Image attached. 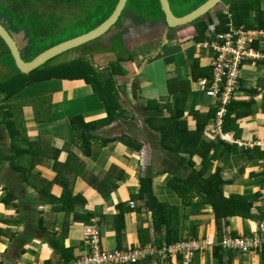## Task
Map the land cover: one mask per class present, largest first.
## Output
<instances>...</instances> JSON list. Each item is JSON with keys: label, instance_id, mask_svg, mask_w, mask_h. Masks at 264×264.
<instances>
[{"label": "crops", "instance_id": "crops-1", "mask_svg": "<svg viewBox=\"0 0 264 264\" xmlns=\"http://www.w3.org/2000/svg\"><path fill=\"white\" fill-rule=\"evenodd\" d=\"M215 13L211 15L214 16ZM129 18L134 25L127 24ZM216 20L218 19L215 18L214 22ZM163 24L146 25V22L136 24L129 15L122 20L120 26H115L106 35L92 41L96 48L98 45L100 47V44L103 45L102 49L93 51L98 58L105 55L113 56L115 53L110 49V41L119 32L124 44L125 51H123L135 53L139 49L141 60L135 57L136 61L123 64L127 75L124 78H117L123 110L114 123L92 131L91 136L94 139L90 140L91 144L79 143V139L82 138L81 131L80 136L77 133L74 137L75 141H70L69 145L67 143L69 139L66 136V128L70 126L68 123L71 118L80 117L85 124L107 118L104 106L98 102L91 88L81 81L66 82L53 79L37 83L32 85L39 86L35 89L36 93H27L30 88L28 87L15 96L13 102H10L8 107L14 108L25 126L23 135L27 143L19 144L22 151H15L18 159L12 160L8 157L12 154V142L0 111V264H52L63 261L44 242V239L52 233L57 234L65 221L64 212L53 211L51 204L45 202L49 195L59 201L66 199L68 193L72 196L84 197L85 206L77 205L76 210L93 214L91 220H97L101 234L103 235L105 231L107 235L104 240L102 236V246L110 250L117 248L113 220L114 215L117 214L116 206L127 203L134 212L126 214V230L121 239V247L130 249L154 246L156 235L153 229L152 213L143 207L139 212L137 209L143 205V202L132 201L131 196L139 191L140 177L150 172L156 197L162 202H169L174 207L181 206L177 194L168 187V181L171 175L182 176L185 171L184 167H175L178 161L172 154L161 149L158 136L147 126L146 107L148 100L151 99L142 89L140 79H137L144 68L153 63L145 59V50L140 48L157 40H165L166 45L168 36L172 35V31L165 29ZM141 25H144L145 34L139 39L133 35L132 27L140 28ZM190 31V33L176 31V36L184 41L188 38L194 39L196 32L193 28ZM171 50L173 53L166 52L168 58L181 52L179 47H172ZM198 51L200 54L197 58L207 61L209 66L201 68L210 70L213 63L212 53ZM247 63L245 68H243L244 65L242 66L244 71H241L240 90L232 102L240 108L233 110L228 119L230 130L224 132L229 135L231 141L224 142L215 136L214 118L208 123L205 137L210 141L218 140L225 144L218 145L217 158L210 165L211 172L218 167L222 169L223 177L228 181V184L224 186L225 195H248L247 197L253 201L254 215H258V209L262 206L259 190L264 182V174H262L264 161L250 156L258 155V152H255L256 149L264 151L260 147H253L256 142L264 143V62ZM151 87L156 89L155 87L158 86ZM187 92L190 95L189 86ZM201 92L192 87L193 95L186 105L183 120L189 132L196 131L195 119L189 115L191 111H197L201 115L209 114L208 109L199 107L200 103H204L201 101L204 93ZM59 93L62 96L64 93L67 94L66 98H63L64 102L57 99ZM198 94L201 95L199 102L196 101ZM165 95L160 94L154 97L159 99L160 104L172 102L168 88L167 96ZM94 98L99 107L91 106ZM39 101L41 103L38 108L46 110L47 113L43 118L35 116L33 104ZM76 103L79 104L76 105ZM1 105L3 106L4 103L0 97ZM71 106L88 110L89 115L87 117L85 115L70 116L73 112V110L69 111L73 109ZM165 116L169 115L165 114ZM119 139H123L126 143ZM23 150L27 152L24 153ZM247 150L251 151L247 153ZM194 161L196 166L200 167L202 159L195 156ZM22 164L27 167L33 165L30 173L25 175V179L21 177L20 169L16 168ZM89 181H94L104 193L108 188L115 187V189H112L109 196L103 197L95 186L88 183ZM188 209L182 229L183 240L208 239L211 241L210 246L195 255L194 264H217L212 257V247L217 244L218 233L211 208L197 205ZM73 216L70 214L67 217L69 229L63 244L64 247L73 249L76 260L89 251L84 229L91 220L88 224L75 222ZM226 225L225 233L231 237L233 232L243 237L264 235V220L232 217L228 218ZM141 227H143L142 237L145 242L143 246L138 235V228ZM193 235H195L194 238ZM260 249H253L249 254L231 250L232 255H227L224 261L231 264H261ZM35 255L38 259L34 258ZM154 264H181V259L170 257L167 261L159 258Z\"/></svg>", "mask_w": 264, "mask_h": 264}, {"label": "trees", "instance_id": "trees-1", "mask_svg": "<svg viewBox=\"0 0 264 264\" xmlns=\"http://www.w3.org/2000/svg\"><path fill=\"white\" fill-rule=\"evenodd\" d=\"M88 3H85V2ZM207 0H199V4L189 10L187 13L200 7ZM228 7V13L223 10L216 11L215 15L208 14L207 17L198 18L191 25L195 27L196 36L194 42L196 44L203 43L207 39L209 25L217 18L221 26L219 31L226 28L228 22H232L236 27H245L247 29H264V0H222ZM118 0H0V22L14 37L24 31L25 36L29 38L28 45L22 51L27 55L23 59L31 61L47 49L60 44L66 40L83 35L103 23L114 11ZM45 6L52 8V21L58 20L62 13L66 10L73 11V15L77 16V26L82 27L80 32L70 35L62 40L53 41L51 44L46 43L44 21H46ZM172 7V6H171ZM60 12V13H58ZM174 13V12H173ZM184 13L183 15H186ZM49 14V15H50ZM129 15L132 16L136 24L149 22L150 24L164 23L165 15L162 11L159 0H128L125 10L116 22V26H120L122 20ZM231 15V17H229ZM50 17V16H48ZM179 17V16H178ZM183 17V16H181ZM180 18V17H179ZM49 21V20H47ZM54 30V28H53ZM112 30V29H111ZM173 31V30H172ZM55 33V31H53ZM173 35L168 36L170 40ZM98 40V39H97ZM94 41V40H93ZM121 36H114L110 41V49L117 54V59L105 69L94 67L90 60L77 57L62 64L50 65L54 59L47 61L41 67L31 71L30 73H21L15 64V59L12 52L3 38L0 36V52L1 55L9 54V60L4 59L1 62L10 69H15L13 76L5 81L0 82V97L4 105L0 106L2 118L6 129L9 132L12 142V154L9 159H18L15 151H22L19 144L27 143L24 134V124L21 121V116L15 112L14 108L8 107L10 102H13L15 96L21 94L26 88L37 83L46 82L53 79L66 82L81 81L86 86L90 87L93 95L104 106L107 118L98 122L85 124L80 117L71 118L69 125L75 133L81 131L82 138L79 143L83 145L91 144L93 136L92 131L98 128L106 127L114 123L120 116L123 110L119 95L117 78H124L127 72L123 68L124 63L135 61L134 55L130 52H124V46ZM82 46V45H81ZM103 45L100 44L96 49H100ZM102 49V48H101ZM124 50V51H123ZM196 62L193 67L192 76L196 80L210 77V70L202 69ZM100 69V70H99ZM240 85V80H239ZM189 85H179L168 81V94L176 102V107L173 104H156L149 101L147 103L148 118L146 119L147 126L155 135L158 136V143L163 151L172 154L175 157V167H184L185 171L182 176H170L168 187L173 189L181 201V206H172L169 202L160 201L153 188V178L150 172L145 173L139 179L140 188L136 195L131 196L132 201H142L143 205L138 207V211H142V207L152 213L153 229L156 235V247L162 245H170L182 241V229L186 217V212L192 206H208L211 208L214 222L217 229V244L212 247V257L217 264L225 263L224 258L232 255L231 249H225L220 241L227 227L228 218L240 217L243 219L264 220V207L259 208L258 215H254L253 201L239 194H230L226 196L224 186L228 181L224 179L221 168H216L213 172L210 171V165L217 158V147L219 144H224L221 141H210L206 139L205 131L210 119H215V113L201 115L199 112L191 111L190 116L195 119L196 131L189 132L185 123L184 116L186 109L183 108L181 101H185L187 97V89ZM234 102V101H233ZM232 103L227 110V115L224 120L223 132L230 130V115L234 109H239V105L235 106ZM213 112V111H212ZM165 114L169 116L166 117ZM20 126V127H19ZM80 136V133L79 135ZM125 142L123 139H119ZM81 141V142H80ZM126 143V142H125ZM225 145V144H224ZM251 150H247L249 153ZM258 155H252L251 158H261L264 161V151L258 149L255 152ZM23 152H27L23 150ZM199 156L202 159L200 167L196 166L194 157ZM264 163V162H263ZM264 166V164H263ZM33 165L26 166L24 164L17 166L20 169L21 177L25 179V175L30 173ZM264 174V171L262 172ZM95 186L98 192L103 197L110 195L115 187L106 188L103 190L95 185L94 181L88 182ZM68 188V187H67ZM69 192V188H68ZM260 195V194H259ZM258 195V196H259ZM43 196V193H42ZM46 198V195L44 196ZM261 199L262 196L260 195ZM61 201V200H60ZM59 199L49 195L45 199L47 204H51L52 210L65 213V221L62 223V229L56 234L52 233L48 238L44 239L55 254H58L60 260L70 262L75 260L73 249L64 247V239L67 236L69 229L68 216L74 215L75 222L90 223L92 219L91 213L85 211H77L76 206H85V199L81 195L72 196L68 193L66 199L61 202ZM196 201V202H195ZM60 204V205H59ZM117 214L114 215V225L116 232V242L118 249L121 247V239L126 230V214L134 212V209L126 203H120L116 206ZM184 212L183 214H180ZM139 241L145 244L142 234L143 227L138 228ZM49 234V233H47ZM237 233L233 232L232 237H237ZM195 235H193V238ZM144 247V246H143ZM261 264H264V246L260 249ZM167 261L170 257L165 258ZM157 259L148 257L147 259L134 264H154Z\"/></svg>", "mask_w": 264, "mask_h": 264}, {"label": "built area", "instance_id": "built-area-1", "mask_svg": "<svg viewBox=\"0 0 264 264\" xmlns=\"http://www.w3.org/2000/svg\"><path fill=\"white\" fill-rule=\"evenodd\" d=\"M220 26L218 20L209 25L207 40L197 46L203 53L211 52L213 57L210 77L200 79L199 87L204 95L212 100L216 109L213 121L215 136L224 142H230L229 135L223 132L227 110L240 90L242 66L247 62H264V30L235 27L228 23L227 29L219 31ZM254 146L264 149V143L261 142L254 143ZM259 194L264 205V182ZM84 236L89 247L86 254L71 262L60 261L52 264H134L148 257H179L181 264H194L195 255L211 245L208 239H189L161 247L104 249L101 228L95 219L86 225ZM220 243L225 249L249 254L253 249L264 246V235L231 237L224 233Z\"/></svg>", "mask_w": 264, "mask_h": 264}, {"label": "rangeland", "instance_id": "rangeland-1", "mask_svg": "<svg viewBox=\"0 0 264 264\" xmlns=\"http://www.w3.org/2000/svg\"><path fill=\"white\" fill-rule=\"evenodd\" d=\"M170 2H171L172 11L174 12V15L176 17L179 16L180 18H181V16L184 17V15H183L184 13H187L189 10L195 8L199 4V0H170ZM85 3H88V2H85ZM43 8H44V11L47 13L46 14V17H47L46 21H44L45 34H46L45 37L47 38L46 39L47 44H51L53 41L62 40L64 38H67L70 35H74L77 32L81 31L82 27L77 26V22H78L77 16L73 15V11L66 10L65 14L62 13L59 16V17H61L60 19L52 21L53 15L55 12L51 13L52 8H49L48 6H45ZM50 13L53 15H51ZM58 13H60V12H58ZM48 16H50V17H48ZM47 20H49V21H47ZM53 28H54V30H53ZM191 28H193L195 30V27L193 25L189 26V27H182V28H179V29H176L173 31L171 30L174 38L172 40H170V39L167 40L166 45H165V43H166L165 40H157V42H153L152 44L145 45V46H142L140 48V49L145 50V53H146L145 59L148 60L150 63L151 62H153V63L150 65H147L144 68L143 72L140 74V77H137V79H140V81L142 82V89L145 90L146 96L151 99L148 101L153 102L154 105H155V103L160 104L159 99L155 98L154 96L157 97L160 94H163V95L166 94L165 96H167V88H166L167 81H172L173 83H177L178 86L182 85V84L189 85V87L191 89V93H190V95L187 93V96L189 95V97H186L185 101H183L184 99L181 101L183 108L185 107V109L187 107L186 105L188 103V100L193 95L192 87L194 89H196V91L202 93L199 89L200 88L199 87V80H196L193 78L192 71H193V67L195 66V63L197 61L200 62L199 65L202 68H204V66L209 67L208 63H207V61H203V60H200L199 58H197V56L200 53L196 49L195 44H194L195 42L192 38H188L186 41H184L181 38H178L176 36V31L178 32L179 30H182L184 32L190 33ZM167 30L170 31V29H167ZM53 31H55V33H53ZM119 35L121 36V33L117 32V34L114 36L119 37ZM108 37H109V34H108ZM17 38L19 40H24V38L21 37L20 35L17 36ZM121 41H122V36H121ZM119 44H120V46H124L123 41H122V43H119ZM91 45H92V47H91ZM172 47H175V48L179 47L181 49V52L170 57V58H168L166 52L167 53H173V51L171 50ZM95 49H96V45L94 44V42L90 41V42H88L82 46H78L75 49L69 50L67 52H64L63 54L58 55L57 57L53 58L54 60L51 62L50 65L62 64V63H66V62L70 61L71 59H74L77 57H83V58L90 60V62L94 65V67L100 68V69H105L111 63H114L117 59V57H116L117 54L121 53V51L118 50L117 54H115L113 56L112 55H108V56L105 55V56H101L100 58H98V55L95 53L97 55V57H96V55L93 53V51ZM133 53H134V51H131V54H133ZM133 55H134V57H137L136 58L137 60H139V59L141 60L139 49ZM22 56L24 58L27 57V55L24 53ZM4 59L9 60L10 59L9 54H4V56H3V55H1V52H0V82L11 78L13 76V74L15 73V69H13V68L10 69L1 62V60H4ZM247 64L248 63H245L243 68H245V66ZM145 65H146V63H145ZM132 68H135V67H132ZM243 71L244 70H242V72ZM180 79H182V80H180ZM152 85H154V87L158 86V87H155L157 90L152 89V87H151ZM38 87L39 86H30V88L27 90V93H36L35 89H37ZM66 95L67 94L64 93L62 96L61 93H59L57 99L59 98L60 101L64 102L63 98H66ZM200 96L201 95H199V94L197 95V99H196L197 102H199ZM202 97H203V99L201 101L204 103L203 104L200 103L199 107L200 108L202 107L203 109H208L209 113H215V106L214 107L212 106L213 105L212 100L208 99L205 95H203ZM35 100H37V99H35ZM171 101L172 102H168L165 104H168L170 106H171V104H173V106L176 107V102L174 103V101L172 99H171ZM62 102H60V103L62 104ZM40 103H41V101L33 104L34 108H35V116L43 118L47 113H46V110H42L41 108H38ZM78 104L79 103H76V105H78ZM63 106H65V105H63ZM91 106L92 107H96V106L99 107L95 98H94V102L91 104ZM71 107H73V109L68 108L69 111L73 110V112L70 113V116L85 115L87 117L89 115V114H87L88 110L85 111V110L77 109V107H75V106H71ZM212 110H213V112H212ZM69 127L66 128V136L69 139V141L67 142L68 145H69L70 141H75L74 137H76V135H77V133H75L74 130L69 128ZM102 236H103V240H104V237L107 236L105 231H103ZM124 238H126V236H124ZM34 258L38 259V256L35 255ZM243 259H244V257H243ZM32 264H34V263H32Z\"/></svg>", "mask_w": 264, "mask_h": 264}, {"label": "water", "instance_id": "water-1", "mask_svg": "<svg viewBox=\"0 0 264 264\" xmlns=\"http://www.w3.org/2000/svg\"><path fill=\"white\" fill-rule=\"evenodd\" d=\"M128 0H118V3L112 12V14L98 27L95 29L74 37L72 39L66 40L60 44H57L46 51L42 52L40 55L35 57L31 61H25L22 57V51L28 45L29 38L25 36L24 31L20 32L17 36H21L24 40H19L17 36L11 35L7 28L0 22V36L9 46L12 55L15 59V64L21 73H30L31 71L41 67L47 61L57 57L64 52L75 49L78 46L84 45L95 39H99L103 35H106L111 29L115 27V24L125 10ZM162 11L165 15V24H163L165 29L176 30L182 27H187L192 24L193 21L198 18H206L208 14H214L216 11L221 10L224 7L222 0H207L197 9L192 12L184 15V17H176L172 11L170 0H159ZM127 24L134 25L129 18ZM146 25H150L149 22H146ZM163 28V29H164ZM143 29V30H142ZM133 35L137 38H143L145 34L144 25H141L140 28L134 26L132 27ZM125 39V37L123 36Z\"/></svg>", "mask_w": 264, "mask_h": 264}, {"label": "clouds", "instance_id": "clouds-1", "mask_svg": "<svg viewBox=\"0 0 264 264\" xmlns=\"http://www.w3.org/2000/svg\"><path fill=\"white\" fill-rule=\"evenodd\" d=\"M224 4V3H223ZM221 10H223L224 12L227 10L228 11V7L224 4V7L221 9ZM225 13H228V12H225ZM213 24V23H212ZM211 25V24H210ZM116 26V25H115ZM207 38H208V36H207ZM199 44H196L195 45V47L197 48V46H198ZM198 49V48H197ZM257 62H261V61H257ZM257 62H251V63H257Z\"/></svg>", "mask_w": 264, "mask_h": 264}]
</instances>
